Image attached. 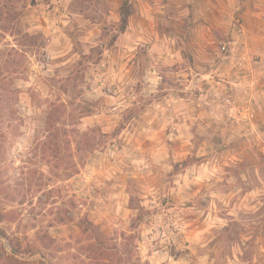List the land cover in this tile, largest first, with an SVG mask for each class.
<instances>
[{"label":"rangeland","instance_id":"374dc122","mask_svg":"<svg viewBox=\"0 0 264 264\" xmlns=\"http://www.w3.org/2000/svg\"><path fill=\"white\" fill-rule=\"evenodd\" d=\"M131 12L0 0V264H264V41Z\"/></svg>","mask_w":264,"mask_h":264},{"label":"crops","instance_id":"0c3cea01","mask_svg":"<svg viewBox=\"0 0 264 264\" xmlns=\"http://www.w3.org/2000/svg\"><path fill=\"white\" fill-rule=\"evenodd\" d=\"M131 2L132 12L128 16L124 34L139 28L138 22L146 23L148 19L156 34H145L137 37L138 39L177 41L179 37L177 33L180 32L198 44L215 43L217 40L215 32L219 31L221 35L230 37L228 39L233 44L249 41L248 32L251 33L252 39L264 41V0H131ZM159 21L161 26L157 27ZM238 24L241 25L243 32L237 30Z\"/></svg>","mask_w":264,"mask_h":264},{"label":"trees","instance_id":"16d2710c","mask_svg":"<svg viewBox=\"0 0 264 264\" xmlns=\"http://www.w3.org/2000/svg\"><path fill=\"white\" fill-rule=\"evenodd\" d=\"M130 15V14H129ZM126 23H127V21H126Z\"/></svg>","mask_w":264,"mask_h":264}]
</instances>
